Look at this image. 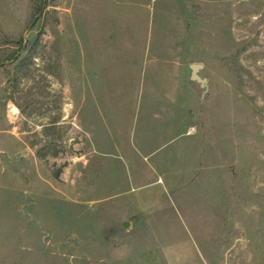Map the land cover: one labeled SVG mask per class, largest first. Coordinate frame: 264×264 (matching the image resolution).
Masks as SVG:
<instances>
[{
  "label": "rangeland",
  "instance_id": "rangeland-1",
  "mask_svg": "<svg viewBox=\"0 0 264 264\" xmlns=\"http://www.w3.org/2000/svg\"><path fill=\"white\" fill-rule=\"evenodd\" d=\"M3 62L0 264H264V0H0Z\"/></svg>",
  "mask_w": 264,
  "mask_h": 264
},
{
  "label": "water",
  "instance_id": "water-1",
  "mask_svg": "<svg viewBox=\"0 0 264 264\" xmlns=\"http://www.w3.org/2000/svg\"><path fill=\"white\" fill-rule=\"evenodd\" d=\"M6 62H3V63H0V66H3L5 65ZM201 67V65H197V64H193L190 66V69L192 71V74H191V79H195L199 82H201V80L198 78V76L196 75V72L198 71V69Z\"/></svg>",
  "mask_w": 264,
  "mask_h": 264
},
{
  "label": "bare ground",
  "instance_id": "bare-ground-1",
  "mask_svg": "<svg viewBox=\"0 0 264 264\" xmlns=\"http://www.w3.org/2000/svg\"><path fill=\"white\" fill-rule=\"evenodd\" d=\"M11 112H12L13 114H16V113H17V109L14 108V107H12Z\"/></svg>",
  "mask_w": 264,
  "mask_h": 264
}]
</instances>
